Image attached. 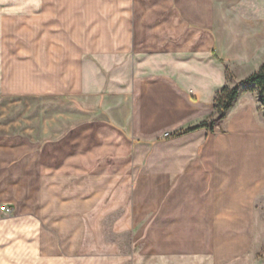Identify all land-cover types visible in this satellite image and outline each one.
I'll list each match as a JSON object with an SVG mask.
<instances>
[{"label":"crops","instance_id":"obj_1","mask_svg":"<svg viewBox=\"0 0 264 264\" xmlns=\"http://www.w3.org/2000/svg\"><path fill=\"white\" fill-rule=\"evenodd\" d=\"M21 4L0 0V9ZM27 4L51 44L44 53L37 44L28 72L7 70L0 90L57 93L63 108L44 121L38 113L33 128L2 139L0 204L13 213L0 206V264H257L253 250L264 244L258 94L243 93L214 132L175 135L205 120L204 109L206 119L217 113L216 40L199 31L212 22V0ZM122 66L131 80L114 88L130 98H115V115L128 121L121 118L128 114L136 128L143 121L152 129L151 113L164 122L161 208L145 214L135 178L107 171L99 146L91 158L86 143L98 137L89 128L105 110V74H121ZM156 88L166 97L148 98ZM60 117L68 125L58 126Z\"/></svg>","mask_w":264,"mask_h":264},{"label":"rangeland","instance_id":"obj_2","mask_svg":"<svg viewBox=\"0 0 264 264\" xmlns=\"http://www.w3.org/2000/svg\"><path fill=\"white\" fill-rule=\"evenodd\" d=\"M16 1L21 2V5L25 6L24 9L13 10L10 7L0 9V87H3L1 81L4 80L7 70L28 72L32 68V55L37 44L41 46L43 53L51 44L47 35L48 27H45L44 20L39 24L35 18V13L38 11L28 8L30 4L27 3L30 0ZM212 3L215 11L212 22L209 24L203 21L199 31L216 40L219 75L222 73L220 91L225 85L236 86L239 81L258 70L264 61V0H212ZM226 66L229 67L232 76L227 74ZM122 68L121 74L115 75L107 72V69L111 68H101L107 72L105 76L109 78V87L104 95L105 110H101L102 114L95 120L91 119L95 123H91L89 129L97 131L98 137L94 139L92 136L86 143L89 145L91 158L95 149L94 145L96 144V149L99 146V152L96 153L99 160L104 158L107 171L116 173L120 171L127 175L131 174L135 178V195L137 194L139 200V208L145 214L146 210L161 208V126L164 122L160 121L161 114L151 113L146 115V118L152 119L153 128H144L149 123L143 121L144 125L138 122L136 128L134 123H131L134 127L130 126L128 114L121 117L127 118L128 121L120 120L115 115V98L117 96L130 98L129 90L117 91L114 88L115 82H121L124 86L131 80V73L125 67L122 66ZM27 72L26 76L29 77L30 74ZM8 76L12 77L13 74ZM29 79L32 82L31 76ZM243 93L251 92L243 91L241 95ZM156 94L158 97L160 94L163 97V89L149 90L148 98L152 100L157 97ZM61 96L50 92L14 94L0 90V144L2 139L16 137L17 133L33 128L34 121H39L38 113L41 112L40 119L44 121L47 118L46 114L63 108L55 102ZM209 115V109H204L200 117L206 119ZM63 119L58 118L60 120L57 122L58 126L61 123L68 125L67 122H62ZM135 162L137 164H134ZM0 206L2 208L5 204ZM262 236H264V229ZM253 252L257 264H264V244Z\"/></svg>","mask_w":264,"mask_h":264},{"label":"trees","instance_id":"obj_3","mask_svg":"<svg viewBox=\"0 0 264 264\" xmlns=\"http://www.w3.org/2000/svg\"><path fill=\"white\" fill-rule=\"evenodd\" d=\"M215 56L217 57L216 52ZM226 71L229 76H232L228 66H226ZM242 87H244V89H242ZM243 91L257 92L259 99L264 106V61L258 70L239 81L236 86L231 87L229 85H225L217 93L214 101V106L217 110L215 116L205 119L198 125L176 133L175 135L185 134L200 128H207L210 132H214L216 128H218L227 118L229 111L233 108Z\"/></svg>","mask_w":264,"mask_h":264},{"label":"built area","instance_id":"obj_4","mask_svg":"<svg viewBox=\"0 0 264 264\" xmlns=\"http://www.w3.org/2000/svg\"><path fill=\"white\" fill-rule=\"evenodd\" d=\"M2 210L5 211L6 213H11L13 211V209L9 205L3 206Z\"/></svg>","mask_w":264,"mask_h":264}]
</instances>
